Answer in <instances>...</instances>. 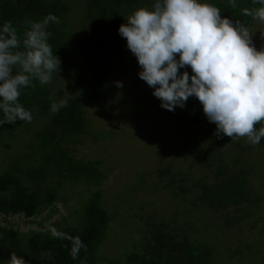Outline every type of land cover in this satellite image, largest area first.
Here are the masks:
<instances>
[{"label":"rangeland","instance_id":"rangeland-1","mask_svg":"<svg viewBox=\"0 0 264 264\" xmlns=\"http://www.w3.org/2000/svg\"><path fill=\"white\" fill-rule=\"evenodd\" d=\"M61 1L70 8L62 21L68 32L67 48L82 62L83 29L89 24L88 2ZM213 1L207 0L208 3ZM150 5L151 0H138L133 7L122 6L107 23L118 29L136 8ZM240 22L253 32L251 39L257 50L264 48L261 32L264 29L258 21L250 16ZM118 48L110 59L111 69L104 76L109 85L105 94H93L92 84L96 79L91 69H59L47 84L53 91L61 90L59 101L81 100L89 121L86 133L69 130L63 136L62 130L53 128L42 114L13 131L5 129L0 133V173H15L28 188L41 186V192H44L43 187L54 186L57 194L54 204L43 208L29 222L22 217H14V221L24 232L52 236L51 229L58 231L65 224L82 223L85 204L99 190L102 207L113 217L96 251L99 258L96 264H119V261L126 264L127 256L150 248L155 226L161 219H167L169 227L173 219H179L191 231L198 228L200 240L206 241L216 252L215 264H262L264 146L252 145L246 137L231 139L221 135L218 138L216 125L207 120L196 97H190L185 107L177 106L174 111L161 107L153 89L139 78L140 67L123 37ZM184 70L191 73L190 68L181 71ZM80 77L82 85H79ZM116 81L123 86L117 87ZM191 112L197 113L200 119L190 121ZM77 136L79 143H68ZM216 141L222 157L217 154L210 158L214 161L212 165L195 161L212 151ZM60 142L68 143L63 146L73 157L80 158L82 163L78 162L82 166L76 164L73 171H68L66 160L70 157L65 152L60 153L59 147L55 148ZM233 155L239 160L235 166L232 165ZM220 158L229 171L248 170L247 185L259 194L256 212L239 227L224 222L234 218L231 209L214 212L209 205H190L200 193L193 182L212 181L221 164ZM63 162L66 169L59 165ZM166 170L172 173L166 175ZM71 174L81 176L70 179ZM172 179L183 180L176 183L177 186L189 187L187 202L173 198L170 189L164 187ZM49 208L53 214L46 217Z\"/></svg>","mask_w":264,"mask_h":264},{"label":"trees","instance_id":"trees-1","mask_svg":"<svg viewBox=\"0 0 264 264\" xmlns=\"http://www.w3.org/2000/svg\"><path fill=\"white\" fill-rule=\"evenodd\" d=\"M87 2L89 24L83 29L84 42L81 50L84 57L81 58L82 62L74 58L67 48L68 32L64 29L62 21L63 16L70 11V8L61 0H0V25L6 21L11 22L17 29L18 35L23 37L28 28L25 21H39L49 13L56 15L60 23L50 22L48 31L51 35L48 42L52 46L54 55L61 61L59 69L68 68L80 71L91 69L95 76L94 79H96V83L92 84L93 94L99 96L109 90L104 76L111 69L110 59L118 51L119 41L122 39L118 29L107 23L108 18L115 15L122 6L133 7L138 0H87ZM211 4L221 9L222 17H228L233 22H240L241 19L248 20L250 16L244 15L243 9L259 7L252 0H238L236 8L231 7L227 0H214ZM78 79H81L79 85H82L83 79L81 77ZM61 93V90L53 91L48 85H41L38 81L33 80L32 86L22 89L19 101L32 112L33 119L38 114L46 116L51 121L53 128L62 130L63 136L69 130H74L77 134L86 133L89 121L86 117L84 104L80 99L68 100L67 105L56 113L51 111V104L59 102ZM2 118V114H0V119ZM188 118L193 122L200 119L195 112H191ZM24 123L25 121L17 120L13 124L0 125V133L5 129L13 131ZM255 127L258 130L261 124H257ZM63 139L62 137L61 140ZM71 142L79 143L80 139L77 136L75 139L69 140L68 143ZM59 144L55 145V148L59 147L60 153L65 152L64 154L70 157V160H66L68 171H73L76 164L82 166L80 158L73 157L68 153V148L63 146L67 144L63 142ZM258 145L264 146V138ZM217 154L222 157L218 141L215 142L212 151L202 154L195 161L204 165H212L214 161L210 158ZM232 157L234 158V155ZM238 161L234 158L232 165L235 166ZM219 162L221 164L217 167L216 175L212 181L193 182L200 193L196 195L190 205L192 207H197L199 204L209 205L214 212L231 209L232 217L235 219L227 218L224 222L239 227L244 220L249 219L256 212L259 194L247 185L248 170L239 169L235 173L233 170L229 171L223 159L220 158ZM59 165L66 169L65 162L59 163ZM170 173H172L170 170H166V175ZM81 175L71 174L69 178L77 179ZM180 181L183 182L181 179H172L167 181L164 187L170 189L173 198L187 202L186 195L189 192V187L177 186L176 183ZM40 187L28 188L15 173H0V264H8L11 253L23 257L27 264H96L99 260L96 251L103 241L113 217L102 207L100 191L94 192V195L85 204L82 223L78 225L65 224L58 230L61 233L60 237H44L38 233L22 231L20 224L14 221V217H22L29 222L43 208L54 204L57 198L55 187H43L44 192L40 191ZM51 210L46 217L53 214ZM181 212L184 213V211ZM176 214L183 217L180 211H176ZM166 221L168 220L161 219L158 225H154L152 246L140 253L127 256L124 261L126 264H215L217 262L216 252L213 248L206 241L200 240L199 234H197L199 232H196L198 228L191 231L184 227L182 220L179 219H173L174 223L169 227ZM75 237H79L86 247L82 248L78 256L73 259L70 255L71 240L69 238ZM45 252L50 254L51 259L42 257V253ZM121 262L119 261V264ZM262 264H264V260Z\"/></svg>","mask_w":264,"mask_h":264},{"label":"clouds","instance_id":"clouds-1","mask_svg":"<svg viewBox=\"0 0 264 264\" xmlns=\"http://www.w3.org/2000/svg\"><path fill=\"white\" fill-rule=\"evenodd\" d=\"M227 2L238 6V0ZM252 2L259 7L243 9V14L264 29V0ZM220 13L207 0H151L150 7L136 8L118 33L138 62L139 78L153 89L161 107L174 111L196 97L207 120L216 125L218 138L246 137L256 145L264 138V48L257 50L245 24ZM50 22L60 20L49 13L42 20L25 21L23 37L11 22L0 25V125L31 122L32 112L19 101L22 89L32 86L33 80L49 84L59 70L61 61L48 42ZM186 68L191 73L181 71ZM67 103L53 102L51 111L56 113ZM51 234L61 236L55 229ZM69 239L75 259L86 246L79 237ZM42 257L51 259L48 252ZM8 264L27 261L11 253Z\"/></svg>","mask_w":264,"mask_h":264}]
</instances>
